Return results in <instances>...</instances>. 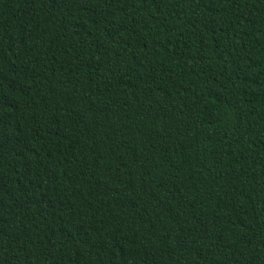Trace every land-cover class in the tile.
<instances>
[{
    "label": "trees",
    "instance_id": "trees-1",
    "mask_svg": "<svg viewBox=\"0 0 264 264\" xmlns=\"http://www.w3.org/2000/svg\"><path fill=\"white\" fill-rule=\"evenodd\" d=\"M0 264H264V0H0Z\"/></svg>",
    "mask_w": 264,
    "mask_h": 264
}]
</instances>
